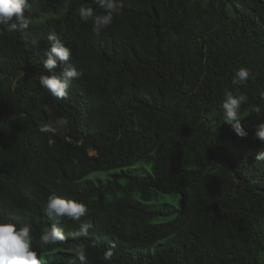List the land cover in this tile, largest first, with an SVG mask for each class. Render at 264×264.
I'll return each instance as SVG.
<instances>
[{
    "label": "trees",
    "instance_id": "obj_1",
    "mask_svg": "<svg viewBox=\"0 0 264 264\" xmlns=\"http://www.w3.org/2000/svg\"><path fill=\"white\" fill-rule=\"evenodd\" d=\"M117 2L99 35L79 17L106 14L95 0H29L27 30L0 26V222L30 224L44 264H264V0ZM50 32L71 53L51 72ZM65 67L82 75L60 100L39 76ZM225 91L246 96V137L224 122ZM49 195L88 215L57 223ZM53 225L65 239L45 245Z\"/></svg>",
    "mask_w": 264,
    "mask_h": 264
},
{
    "label": "clouds",
    "instance_id": "obj_2",
    "mask_svg": "<svg viewBox=\"0 0 264 264\" xmlns=\"http://www.w3.org/2000/svg\"><path fill=\"white\" fill-rule=\"evenodd\" d=\"M100 8L104 9L106 14H96L92 8L81 7L79 17L81 21H92L93 32L97 35L111 25L115 14H119L122 4L117 0H95ZM29 0H0V26L9 32H14L18 27L27 30L31 24V17L26 15V9L30 8ZM47 40L51 42L50 49L46 52L47 59L43 62L44 68L50 72L58 65H65L70 59V50L64 46L58 35L50 32ZM82 75L72 67H65L59 76L40 75L39 84L47 89L53 97L57 99H66L68 97V88L73 79ZM249 71L245 68L239 69L232 79L233 85H243L249 78ZM246 99L241 94L238 98L234 97L232 92L225 91V101L223 102L224 122L232 127V130L239 137H246L247 133L243 131L239 119L240 104ZM253 112L259 113L260 108L254 107ZM66 121L58 118L53 122L42 123L39 131L42 133L57 134L65 127ZM255 135L264 141V124H261ZM255 160L264 161V150L260 151ZM88 207L79 201L65 199L56 195H49L46 204V213L49 217L60 222L64 218L72 221H81L88 215ZM92 228L90 222L81 224L79 231H73V237L86 236L88 230ZM65 239L64 232L56 225L51 226L43 232L40 240L43 244H56ZM32 228L30 224L23 223L19 226L17 223L0 222V264H44V261L32 248ZM112 249L104 252L105 259H111ZM79 259L82 264H86V256L80 252Z\"/></svg>",
    "mask_w": 264,
    "mask_h": 264
},
{
    "label": "rangeland",
    "instance_id": "obj_3",
    "mask_svg": "<svg viewBox=\"0 0 264 264\" xmlns=\"http://www.w3.org/2000/svg\"><path fill=\"white\" fill-rule=\"evenodd\" d=\"M65 12V6H62V8L58 11V16L62 15ZM47 18L46 16H41V19Z\"/></svg>",
    "mask_w": 264,
    "mask_h": 264
}]
</instances>
